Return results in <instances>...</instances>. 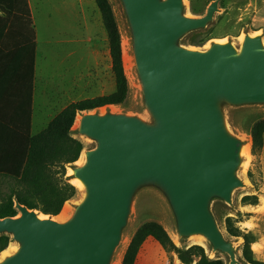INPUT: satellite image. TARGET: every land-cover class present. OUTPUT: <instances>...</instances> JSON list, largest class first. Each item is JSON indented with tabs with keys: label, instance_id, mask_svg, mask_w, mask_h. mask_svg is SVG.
Instances as JSON below:
<instances>
[{
	"label": "water",
	"instance_id": "1",
	"mask_svg": "<svg viewBox=\"0 0 264 264\" xmlns=\"http://www.w3.org/2000/svg\"><path fill=\"white\" fill-rule=\"evenodd\" d=\"M121 1L151 120L81 114L78 133L97 144L72 168L85 196L64 221L15 199L20 215L0 217V235L11 234L19 246L0 264H111L134 196L146 186L166 195L179 237L202 235L230 264H241L211 203L232 204L234 190L245 185L238 170L246 143L229 128L224 106L264 104L262 36L247 35L241 48L215 42L195 50L180 39L213 21L218 0L199 17L185 13L184 0Z\"/></svg>",
	"mask_w": 264,
	"mask_h": 264
},
{
	"label": "rangeland",
	"instance_id": "2",
	"mask_svg": "<svg viewBox=\"0 0 264 264\" xmlns=\"http://www.w3.org/2000/svg\"><path fill=\"white\" fill-rule=\"evenodd\" d=\"M213 1L215 0H184L185 13L193 17L202 16L207 12L209 5ZM84 2L89 16L92 17V27L87 30V56L85 64L82 63V66L85 65L87 69L86 87L85 90L82 88L72 91L71 97H74L76 101L110 94L116 87L109 47L106 41L107 33L101 12L94 0H86ZM110 2L122 34L123 62L129 80L130 92L123 104L107 105L90 111H82L77 117L83 113L90 112H113L138 116L150 121L151 116L146 107L143 88L136 68L134 67L133 69V80L127 71L125 53L134 58V47L132 31L123 2L121 0H110ZM32 3L36 11L40 50L48 59L51 69L54 68L56 70L55 74L58 78L62 73L64 74L63 70L66 61L63 60L65 50H61L57 41L61 38H69L79 32V16L75 12L73 3L70 5L69 11L64 12L61 8H57L58 0H32ZM218 3L219 9L216 11L213 21L205 28L185 34L180 39L182 46L195 50H206L215 42H232L237 48H241L247 35H261L264 42V0H218ZM48 12L52 14V17L48 16ZM125 41L126 44H124ZM72 60L77 61L78 54L68 58L67 62L69 63ZM61 61L64 64H61ZM224 112L231 131L245 143L250 144L249 161L244 157L243 163L238 170V176L245 185L234 190L232 195L233 203L229 204L220 198H215L211 203V210L226 238L234 243L241 264H248L242 254L243 238L230 235L225 221L228 216H231L235 220L236 225L243 231L252 232L255 238L252 248L257 258L264 260V148L260 153L254 155L251 136L254 123L264 118V104L236 107L225 105ZM77 127L74 124L72 135L83 141L84 151L95 148L96 142L80 135ZM79 165L81 164L69 165V170ZM69 178L71 182L73 177L70 174ZM0 187L2 192L8 191L6 184H1ZM246 196H257L258 203H253L254 199L244 201L243 199ZM82 197L83 192L78 189L76 196L68 200V203L72 206L71 212L75 210ZM15 209L17 210L16 216L20 215V211L16 207ZM53 217H57V215ZM57 220L64 221L66 219L57 218ZM147 221L161 223L170 236L172 232L175 233L178 236V240L174 242L178 247L188 248L197 244L192 237L181 238L177 234L175 217L164 192L155 186H146L140 188L134 196L127 225L123 229L122 239L115 250L111 264L117 261L121 264L133 234L141 224ZM2 235L10 236L11 242L8 247L19 246L11 234ZM203 247L210 258H220L224 260L225 264H230L229 256L219 251L214 252L210 243H208V248ZM2 259V253H0V262ZM135 264L184 263L181 262L176 252L165 249L153 237H149L142 245Z\"/></svg>",
	"mask_w": 264,
	"mask_h": 264
},
{
	"label": "trees",
	"instance_id": "3",
	"mask_svg": "<svg viewBox=\"0 0 264 264\" xmlns=\"http://www.w3.org/2000/svg\"><path fill=\"white\" fill-rule=\"evenodd\" d=\"M94 1L101 12L108 36L115 90L110 94L70 103L45 130L27 136L24 146H15L11 157L0 162V185L6 184L8 188L7 192L0 190L1 218L17 215L15 199L30 209L47 215H58L65 202L74 198L78 192V188L66 177L67 165L75 164L85 148L83 141L72 135L77 115L107 105H120L128 98L130 85L123 62L122 34L113 6L110 0ZM0 10L15 17H23L24 14L30 20L32 51L35 54L36 33L28 0H0ZM4 24L7 26L6 22ZM251 136L252 152L257 155L264 147V118L254 123ZM249 199L258 203L257 196H246L243 200ZM225 223L230 235L243 238L242 254L245 261L248 264H264V260L257 258L252 248L255 241L253 233L243 231L231 216L226 218ZM149 237H153L165 249L176 252L184 264H225L223 259L210 258L200 244L188 248L178 247L167 229L157 221H147L137 228L121 264H135L142 245ZM10 242V236L0 235V253L8 248Z\"/></svg>",
	"mask_w": 264,
	"mask_h": 264
},
{
	"label": "crops",
	"instance_id": "4",
	"mask_svg": "<svg viewBox=\"0 0 264 264\" xmlns=\"http://www.w3.org/2000/svg\"><path fill=\"white\" fill-rule=\"evenodd\" d=\"M84 1L58 0V9L69 11L73 3L79 16V32L57 41L61 50H65L63 60L66 61L64 74L58 78L56 70L51 69L40 50L32 0L28 2L36 33L35 54L32 51L30 20L24 14L23 17H15L0 10V162L11 157L15 146H24L27 136L45 130L65 107L75 102L76 99L71 97L72 91L85 90L87 69L82 63L86 62L87 30L92 27V17ZM48 16L52 17V14L48 12ZM106 41L109 47L108 36ZM75 54H78V60L68 63V58ZM69 168L67 165L68 179Z\"/></svg>",
	"mask_w": 264,
	"mask_h": 264
},
{
	"label": "bare ground",
	"instance_id": "5",
	"mask_svg": "<svg viewBox=\"0 0 264 264\" xmlns=\"http://www.w3.org/2000/svg\"><path fill=\"white\" fill-rule=\"evenodd\" d=\"M126 44V41L125 43ZM125 60H126V64H127V71L131 77V79L133 80V75H134V67H135V62H134V58L129 56L128 53H125ZM80 119H81V116H78L77 117V120H76V125L78 126L79 123H80ZM249 148H250V144L249 143H246L243 148H242V156L243 157H246V159L249 161ZM86 161V152L83 150L82 153H81V156L80 158L75 162L77 164H84ZM69 174L70 176L73 174V170L70 169L69 170ZM71 183L74 184L78 189H80L82 192H83V197L85 196L86 194V186L84 184V182L78 178V177H75L73 179H71ZM67 205H68V208H67ZM72 211V206L68 203V201L65 203L64 207L62 208L61 212L57 215V217H54L55 219H67L68 217H70L71 215V212ZM41 217H46V215L44 214H41ZM171 236L172 238L174 239V241L177 242L178 240V236L175 234V233H171ZM193 241L196 242L197 244H200L202 246H205L208 248V241L206 239V237L202 236V235H194L192 237ZM17 250V247H13V246H10L8 247L7 249H5L4 251H2V258H5L11 254H13L15 251ZM114 264H120L119 261L115 262Z\"/></svg>",
	"mask_w": 264,
	"mask_h": 264
}]
</instances>
